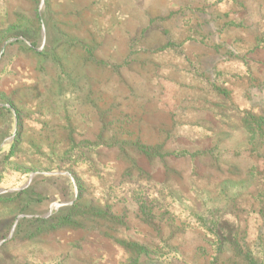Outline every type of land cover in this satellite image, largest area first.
<instances>
[{
    "label": "rangeland",
    "instance_id": "obj_1",
    "mask_svg": "<svg viewBox=\"0 0 264 264\" xmlns=\"http://www.w3.org/2000/svg\"><path fill=\"white\" fill-rule=\"evenodd\" d=\"M0 264H264V0H0Z\"/></svg>",
    "mask_w": 264,
    "mask_h": 264
}]
</instances>
